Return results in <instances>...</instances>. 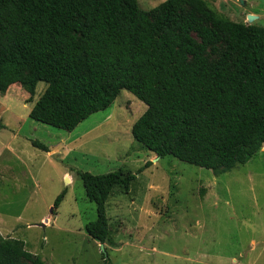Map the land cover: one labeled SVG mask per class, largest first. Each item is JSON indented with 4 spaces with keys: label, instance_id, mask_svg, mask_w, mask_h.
Listing matches in <instances>:
<instances>
[{
    "label": "trees",
    "instance_id": "1",
    "mask_svg": "<svg viewBox=\"0 0 264 264\" xmlns=\"http://www.w3.org/2000/svg\"><path fill=\"white\" fill-rule=\"evenodd\" d=\"M39 83L29 119L71 132L125 90L146 106L134 141L214 175L264 145V26L233 22L204 0H165L149 11L138 0H0V94L16 84L32 97ZM76 174L95 205L87 236L112 243L107 202L135 175ZM0 264L44 262L0 234Z\"/></svg>",
    "mask_w": 264,
    "mask_h": 264
},
{
    "label": "rangeland",
    "instance_id": "2",
    "mask_svg": "<svg viewBox=\"0 0 264 264\" xmlns=\"http://www.w3.org/2000/svg\"><path fill=\"white\" fill-rule=\"evenodd\" d=\"M163 1L138 0L145 11ZM204 1L233 22L264 26V0ZM44 89L39 83L31 100ZM145 110L122 90L107 110L71 132L7 113L4 120L20 133L15 154L4 151L0 158V234L23 241L44 264H103V258L110 264H234L231 258L264 264V145L246 164L214 175L158 158L134 141L132 125ZM31 141L45 145L49 156ZM117 170L136 178L127 193L117 187L107 202L112 243L102 253L85 232L96 220L95 205L76 173Z\"/></svg>",
    "mask_w": 264,
    "mask_h": 264
},
{
    "label": "crops",
    "instance_id": "3",
    "mask_svg": "<svg viewBox=\"0 0 264 264\" xmlns=\"http://www.w3.org/2000/svg\"><path fill=\"white\" fill-rule=\"evenodd\" d=\"M37 100H31L30 94L16 84L10 86L4 94H0V124L3 125V128L0 129V158L3 156L4 151L15 154L13 144L20 133L19 130L9 126L4 120L7 113L14 119H21V113L28 116ZM255 247V243L252 242L250 250L254 251ZM258 257L259 255H257ZM231 259L234 264H257V261L252 262L247 260L244 261L245 263L243 261L237 263L235 258Z\"/></svg>",
    "mask_w": 264,
    "mask_h": 264
},
{
    "label": "water",
    "instance_id": "4",
    "mask_svg": "<svg viewBox=\"0 0 264 264\" xmlns=\"http://www.w3.org/2000/svg\"><path fill=\"white\" fill-rule=\"evenodd\" d=\"M50 212H51V211H50ZM44 223H47V220H46V219H44ZM42 226L44 227V224H42ZM99 245H100L101 252H102V253H106V250H105L104 244H100V243H99Z\"/></svg>",
    "mask_w": 264,
    "mask_h": 264
}]
</instances>
